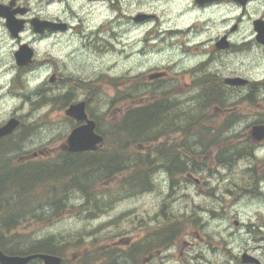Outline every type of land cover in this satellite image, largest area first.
Masks as SVG:
<instances>
[{
  "label": "flooded vegetation",
  "instance_id": "af4514ba",
  "mask_svg": "<svg viewBox=\"0 0 264 264\" xmlns=\"http://www.w3.org/2000/svg\"><path fill=\"white\" fill-rule=\"evenodd\" d=\"M159 13L176 24L162 30L171 38L181 36L180 43L174 45L185 50V58L180 59L179 69L169 66L168 73L166 67L160 70L164 74L153 80L161 81L171 75V71L174 73V90L168 95L176 97L184 93L185 122L170 123L169 127L155 124L171 132L166 133L168 138L174 134L170 151L163 148L162 138L130 140L126 145L142 157L155 155L157 159L178 163L168 190L172 201L173 194L186 190L187 206L184 205L183 218L178 219L180 208L170 212L169 202L164 203L160 213L167 223L152 238L144 236L145 221L142 216L138 217L136 237L118 239L127 247L122 249L120 258L123 264L136 242L131 256H127L134 264L132 255L137 256V264H143L145 255L152 256V251L160 249L177 251L179 264H220V259L212 262L205 257L210 251L220 258V168L232 159L238 161L246 156L260 160L259 154L264 151V0H0V51H3L0 78L13 72V78L39 79L63 92L76 90V93L71 92L74 97L63 109L71 103L85 101L88 118H92L89 105L90 96L97 93L95 83L103 80L107 84L112 78V47L125 45L129 32H139L152 21L160 23ZM39 21H49L56 26L37 28L34 23ZM41 44L57 47L58 57L49 50L41 58ZM22 47L29 49L32 56L18 63L17 52ZM7 51L12 57L10 67L1 65V55ZM234 79H244L246 83L232 84L230 80ZM238 95L248 99L255 110L250 122L235 121V106L223 107L227 97ZM204 102L214 103L218 122H192V111L201 109ZM72 121L75 125L81 123ZM253 128L263 132H253ZM203 132L209 140L201 139ZM262 155L259 164L252 169L255 186L249 189V194L264 203V153ZM137 189L142 195L144 191L153 190L145 186ZM194 197L201 201L195 203ZM206 201L214 206L204 207ZM194 206L206 213L207 218L194 219ZM214 222L216 236L209 233ZM233 224L238 230L249 226L247 236L252 242L264 243V219L247 224L236 219ZM239 251L240 259L233 255L238 264H242L245 253L252 258L245 264H264V244H245Z\"/></svg>",
  "mask_w": 264,
  "mask_h": 264
},
{
  "label": "rangeland",
  "instance_id": "374dc122",
  "mask_svg": "<svg viewBox=\"0 0 264 264\" xmlns=\"http://www.w3.org/2000/svg\"><path fill=\"white\" fill-rule=\"evenodd\" d=\"M158 17L160 23L152 21L139 32H129L128 36H125L128 40L125 45L116 44L112 47L110 60L112 78L107 84L103 80L95 83L97 93L90 96L89 112L98 121L99 131L106 138L102 145L103 151L98 153H116L105 150L117 139L127 138L125 135H120L118 138L110 122L119 121L122 118V111L128 107L148 105L153 100L162 97L167 105L169 100L174 103V106L175 101L177 103L176 110L172 108L170 113L164 114L162 125L169 127L170 123L184 122L185 111L187 112L184 108L187 102L183 96L184 93L176 97H168L169 91L174 90V73L171 71V75L157 81V85L148 78L149 73L163 70L166 67L170 73L169 66L172 69H179L180 59L185 58V50L174 45V43H180L181 36L171 38L162 30L163 28L167 30L176 24L165 14L159 13ZM177 26L180 25L177 24ZM39 51L43 54L39 55L41 58L46 55L47 51L57 57L59 54L57 47L43 44L39 46ZM1 57L3 58L1 65L8 64L6 67L13 65L9 51L2 53ZM220 61L223 62V60ZM56 62L59 65V61L56 60ZM102 65L104 67V63ZM95 68L98 70L99 65L96 64ZM179 84L182 89L183 82ZM70 91L76 93V90ZM164 91L168 93L165 96L162 94ZM71 92H63L62 89H57L56 86L35 78H13V72L8 77H1L0 124L9 117L16 116L20 120V125L5 140L3 147L7 149L4 153H0V159L14 164L55 161L63 151L61 145L74 126L72 120L64 114L63 109L67 100L70 101L74 97ZM80 95L79 93L78 96ZM62 96H65V102L61 99ZM220 102L222 103L221 99ZM214 106L213 102L210 104L204 102L201 109L196 112L192 111V115L194 114L192 122H218L219 117ZM229 106H235V121L237 122H250L254 117L253 106L241 95L227 97L223 107ZM221 117L220 115V120ZM159 129V133L164 134L165 132L164 135H166L165 130H161V127ZM163 134L160 138L164 142L163 148L165 149L171 146V140L175 136L171 134L168 138L169 135L164 137ZM202 134H204L201 135L203 141L210 139L205 132ZM263 153L264 151L259 154L262 156L261 159ZM260 160L246 156L238 161L232 159L222 164L220 168V258L217 253L212 254L209 251L205 255L208 261L215 262L220 259V264H238L233 255H238L240 259L239 250L245 244L252 246L264 244L261 241L252 242L247 236L250 234L249 226L238 230L233 224L236 219L243 224L255 219H264V203L254 200L249 194V189L255 186L252 179L256 176L252 169L257 163L259 164ZM129 165L130 163L127 162L125 168L121 170L122 173L114 176L112 181L107 176L93 181L89 194L86 195H83L75 185L74 187L69 186L68 184H71L69 179H59L60 184L52 187L55 192L53 196L48 195L47 198L42 196V201L45 199L49 202V206H35L36 211L33 215L19 211L23 199L15 207L17 198L13 197L9 207L14 206V208L5 215L3 211L0 212L1 242L11 250H26L32 244L48 239L50 243H43L50 245L55 254L63 258L62 264H110L111 257L114 258L112 259L114 264H122L120 253L127 247L119 243L118 239L126 236L136 237L138 217L142 216L145 221L144 236L152 238L158 229L167 223L160 213L163 204L169 202L170 212L175 208L176 210L180 208L181 216L178 214L177 218L181 219L187 201L186 190L172 195L174 199H178L177 202L170 199L172 193L169 192L168 187H170L172 175L164 168H159V165H156L155 173H151L152 177L146 180V185L153 190L144 191L143 195L139 194L140 190L137 186L129 181L128 177L134 170ZM47 180L50 188L54 181ZM181 185L185 186L183 183ZM64 186H66L65 189ZM60 188L63 189L60 190ZM98 192L102 193L98 196ZM168 192L171 194L167 195ZM262 196L264 197V194ZM53 201L56 202V206L52 204ZM200 201L201 199L194 197L195 203ZM43 202L45 204V201ZM206 204L204 207L208 209L214 206L210 205L209 201H206ZM27 206L31 207L32 203ZM5 216L14 218L16 223L10 228H2L1 220ZM193 218H207V215L194 206ZM216 229L214 222L209 227V233L216 236ZM136 245L134 242L129 252H133ZM200 245L204 249L205 245L203 243ZM154 251H152V256L145 255L143 264H179L180 262L178 252L173 249ZM195 251L196 248L193 249V255ZM132 258L137 264V256L132 255ZM31 264H38V262ZM123 264L134 263L126 256Z\"/></svg>",
  "mask_w": 264,
  "mask_h": 264
},
{
  "label": "trees",
  "instance_id": "16d2710c",
  "mask_svg": "<svg viewBox=\"0 0 264 264\" xmlns=\"http://www.w3.org/2000/svg\"><path fill=\"white\" fill-rule=\"evenodd\" d=\"M166 113H169V104H165L162 99L155 100L151 104L132 111L127 118L119 122L115 132L116 134H126L127 138L155 140L157 130L150 125L164 122L163 116ZM6 149L2 145L0 153H4ZM125 157V154L98 153V151L70 153L63 150L58 158L51 163L27 162L14 164L0 159V212L3 211V215L10 212L14 208V206L9 207L12 204L11 200L16 197L15 207L23 199L19 211L23 212V214L27 212L33 215L36 211L35 206H49V202H46L45 199L43 200L45 204H43L42 196L47 198L49 195L52 197L55 193L52 187L60 184L59 179H69V183H71L68 184L69 186L74 187L75 185L83 195L89 194L90 185L93 181L106 176L112 179L125 168L124 166L127 162L130 163L129 167L134 168L128 177L129 181L137 187L145 186L143 180L146 183V180L151 178V173L160 164L170 172L175 169L174 162L157 159L155 155L153 157H147V155L142 157L137 154V156L132 158L131 162L129 159L127 161L122 160ZM47 179L54 181L50 188L48 187ZM62 189L60 188V190ZM29 203H32L31 207L27 206ZM52 204L56 206L55 201ZM13 219L8 216L3 217L1 220L2 228L13 226L16 223V220ZM43 242L46 244L50 243L49 240H44ZM43 242H36L26 250H11L0 239V247L9 254H28L40 251L55 253L50 245H45Z\"/></svg>",
  "mask_w": 264,
  "mask_h": 264
},
{
  "label": "water",
  "instance_id": "95a60500",
  "mask_svg": "<svg viewBox=\"0 0 264 264\" xmlns=\"http://www.w3.org/2000/svg\"><path fill=\"white\" fill-rule=\"evenodd\" d=\"M55 26V23L49 21H39L35 23L37 28L42 26ZM31 57L30 50L22 47L17 52L18 63H22L25 59ZM159 73L153 74L150 77H157ZM240 80V79H238ZM235 83H243V80ZM66 114L75 118L76 120H86V123L79 125L71 130L67 137L66 148L70 152L91 151L96 149L97 145L102 141L103 137L96 133L95 123L87 119L85 112V104L83 102L71 105L66 111ZM19 125V120L15 117L8 119L3 125L0 126V137L10 134ZM253 132H263L261 129L254 128ZM34 258L43 260L42 264H60L61 258L55 255L46 253H32L28 255H7L0 249V264H26ZM250 258H243V261H250Z\"/></svg>",
  "mask_w": 264,
  "mask_h": 264
},
{
  "label": "bare ground",
  "instance_id": "6f19581e",
  "mask_svg": "<svg viewBox=\"0 0 264 264\" xmlns=\"http://www.w3.org/2000/svg\"><path fill=\"white\" fill-rule=\"evenodd\" d=\"M121 259V258H120Z\"/></svg>",
  "mask_w": 264,
  "mask_h": 264
}]
</instances>
